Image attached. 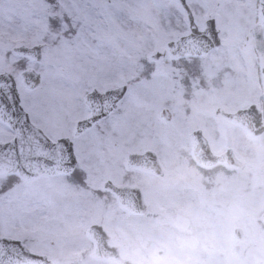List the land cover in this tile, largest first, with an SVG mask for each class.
<instances>
[{
	"label": "rangeland",
	"instance_id": "rangeland-1",
	"mask_svg": "<svg viewBox=\"0 0 264 264\" xmlns=\"http://www.w3.org/2000/svg\"><path fill=\"white\" fill-rule=\"evenodd\" d=\"M161 1L118 0L113 4L107 0L105 4L87 0L85 4L82 0V9L93 20L105 21L99 34L103 46L98 48L100 41L89 37L91 46L58 41L60 55L43 49L44 89L26 93L25 103L49 136L70 134L74 121L88 115L83 104L87 91L129 82L119 109L77 141L80 165L89 174L85 186L77 189L61 178L40 176L20 181L17 190L0 200V234L46 254L50 264H121L123 259L137 264H234L225 242L237 240L232 234L234 225L244 228L245 243L264 238L256 224L263 201L256 193L240 199L239 211L234 212L225 207L221 191H210L204 177L187 167L191 142L187 133L192 128L202 129L214 151L234 145L242 135L224 120L206 117L213 110L210 114V105L202 100L193 109L195 115L183 119L188 111L179 107L180 70L169 61L150 58L175 34L173 24L162 23ZM46 4L47 0H0V70L11 62L14 45L47 42L45 48H53V29L46 28L51 9ZM148 62L158 67L150 79L138 78ZM166 104L175 112L169 122L158 116ZM7 133L0 128V137ZM145 146L157 148L165 164L161 184L143 172L135 179L143 198L153 206L134 215L107 196L97 197L94 189L105 178L119 185L128 183L127 153ZM94 222L108 234L118 259L91 256L94 245L85 229ZM253 251L254 257L248 260L264 264L262 247Z\"/></svg>",
	"mask_w": 264,
	"mask_h": 264
},
{
	"label": "flooded vegetation",
	"instance_id": "flooded-vegetation-1",
	"mask_svg": "<svg viewBox=\"0 0 264 264\" xmlns=\"http://www.w3.org/2000/svg\"><path fill=\"white\" fill-rule=\"evenodd\" d=\"M186 3L188 11L180 0L161 1L160 16L163 20L162 23L163 25H166L167 22L173 24L175 34L168 38L165 46L150 54V58L155 61L158 59L169 61L170 66L180 70L181 74L178 76L180 81L177 87L181 90L178 99L181 101L179 107L184 112L188 111L186 115H183L184 120L189 116L193 117L195 115L193 109L196 107L197 102L202 100L210 105V108L207 109L208 112L213 110L212 114L209 112L211 115H206V117H218L241 133L242 138L240 140H237L234 145H227L222 151H214L208 141L210 150L214 154L220 155L229 149L230 154L225 156L226 158L223 162H217L205 167L200 165L193 157V138L190 135L194 130L200 129L202 131V129L200 127L192 128L187 133L191 140L190 144H188V153H186L187 167H194L195 170L193 171L204 177L206 186L210 191L213 189L221 191L219 195L224 204H226L225 207L232 209L234 212L239 211L240 199L246 200L252 192L256 193L260 197L261 202L263 201L259 209L261 216L256 220L261 235L264 231V0H186ZM54 31L55 29H53ZM188 34L192 35V44L195 51L192 55L177 56L176 50L172 51L168 48V43L177 41ZM40 43L43 44V49L49 50L50 55H60V48H45L46 45L49 46L48 43ZM54 44H58V41H54ZM10 60L11 62L7 63L6 68L0 70V72L5 71L12 74L16 89L19 91L20 96L25 98V94L29 92L30 87L22 83L20 69L25 67L26 70H34L42 76V54L38 60H35L27 55L14 53ZM163 66L161 65V67ZM157 67L158 65L155 63H145L144 71L138 78L142 76L150 79V73L156 70ZM121 85H125L124 93L115 102L112 111L78 134H75L76 122L90 115V110L84 102L85 94L90 90L83 97V104L87 109L88 115L74 121L70 134L64 133L52 137L47 135L46 130L42 126L35 123L50 139L58 140L66 137L71 142H75L76 150H78V139L87 136V133L92 132L114 110L119 109L120 101L128 92L129 82L110 87L114 88ZM32 89L35 91L34 87ZM163 109H168L171 113L169 120L161 118ZM239 109H247V119L250 122H255V127L251 131L245 124L232 121L222 113V111L235 112ZM174 115L175 112L170 104L163 105L158 110V116L166 122L173 119ZM0 128H4L8 132L5 136L0 137V140L9 141L13 138L14 133L8 126L3 123ZM245 139H247V142ZM148 150H152L155 153L159 171L154 172L139 165L127 164L129 154H143ZM75 158L77 159V163L74 166V170L77 173L76 178L71 175L72 171L67 174L43 176L52 180L61 178L66 183L73 184L77 189H80L81 185L85 186L84 181L89 174L87 170L81 167L77 151ZM124 164L128 177L127 184L119 185L111 179L105 178L96 185L97 188L94 189V193L97 197L103 198L107 196L108 199L115 201L119 207H122L114 192L105 185V182L110 181L114 186L137 188L141 194L143 203L142 214H144L148 206L152 207L153 203L143 198L141 188L135 184V179H137L136 177L140 172H143L158 179L157 185L161 184L160 177L165 172V164L160 158L157 148L150 146L129 151ZM231 177L232 179H230ZM10 178L8 176L0 178V185L6 184L7 179ZM32 179L21 177L20 181H30ZM2 198L3 196H0V200ZM252 207L254 206L252 205ZM129 212L134 215H142ZM236 228L241 229V236H238L235 232ZM232 234L237 238L236 241L230 243V240L225 239V242L227 241L226 250L228 251V257L233 254L235 257L234 264H254L248 258L254 257L252 254L254 248L262 247L264 252V238L245 243L246 232L242 226L237 224L232 227ZM0 236L6 235L0 234ZM207 246L210 247L209 245ZM161 253L162 251L159 250L158 254Z\"/></svg>",
	"mask_w": 264,
	"mask_h": 264
},
{
	"label": "water",
	"instance_id": "water-1",
	"mask_svg": "<svg viewBox=\"0 0 264 264\" xmlns=\"http://www.w3.org/2000/svg\"><path fill=\"white\" fill-rule=\"evenodd\" d=\"M188 11V5L186 0H180ZM193 38L191 34L184 36L177 41H171L168 43V48L172 51L176 50L177 56L192 55L194 50ZM42 43H36L32 45L18 44L11 47L12 51L17 54L27 55L35 60H38L41 56V52L37 51L36 45H41ZM43 45V44H42ZM206 48V47H205ZM37 72L34 70H26L24 76L22 77V83L30 88L34 87V77L37 76ZM125 90V85H121L114 88H109L103 92L98 91L93 88L85 94V105L90 110V115L86 118L80 119L75 124V134L82 132L83 130L90 127L99 118L108 115L117 100L123 95ZM17 91L15 86V81L12 74L8 72H0V115L4 116V124L8 126L16 136L15 128L27 127L17 123L16 119L22 116L20 109H13V102L17 101V96L15 92ZM11 97V100H9ZM247 109H239L235 112H225L222 111L224 116L228 119L236 122H241L251 131L254 128L255 122H250L246 117ZM161 118L164 120H169L171 118V113L168 109H163L161 111ZM31 131V129H30ZM37 136L48 137L42 130V132L36 133ZM193 138L192 144V154L194 159L202 166H210L217 162H223L225 156L230 154V149L220 155L214 154L209 147L207 138L203 135L200 129L194 130L191 134ZM13 136V138H14ZM12 138V139H13ZM49 138V137H48ZM66 138V137H63ZM11 139V140H12ZM68 142H71L66 138ZM9 140V141H11ZM60 140V138L58 139ZM63 143V140H60ZM46 148L51 147V145L46 144L43 140ZM62 155L60 156L61 161H66L71 158L68 157L67 151L64 149L60 150ZM35 154V153H33ZM127 164L139 165L145 169H150L154 172L159 171V166L155 153L152 150H148L143 154H129L127 158ZM47 167V162H41L38 166H34L32 171L26 173L27 179L38 178L43 175H59L67 174L73 169L68 164L63 162L59 164H52L50 170H45ZM24 178V176H22ZM116 195L119 204L135 213H143V203L141 199V194L137 188H131L126 186H114L110 181L105 182ZM235 232L238 236H241V229L236 228ZM85 234L92 240L94 244V249L91 253L93 258H104V259H118L119 253L117 249L108 243V234L103 229L102 225L99 223H93L88 226L85 230ZM51 260L46 254H41L30 250L20 239L12 238L9 236H0V264H50ZM121 264H137L129 259H123Z\"/></svg>",
	"mask_w": 264,
	"mask_h": 264
},
{
	"label": "snow or ice",
	"instance_id": "snow-or-ice-1",
	"mask_svg": "<svg viewBox=\"0 0 264 264\" xmlns=\"http://www.w3.org/2000/svg\"><path fill=\"white\" fill-rule=\"evenodd\" d=\"M86 4L87 0H83ZM105 3L107 0H101ZM118 0H113L116 4ZM95 3V0H93ZM82 0H47L46 7L51 9L46 18V28L55 29L52 33V40L59 41L62 45L82 42L90 45L91 40L100 41L97 47H102L103 43L100 38V33L103 32L102 25L104 20H93L86 11L81 7ZM37 51L41 52L43 58V45H36ZM54 48L58 45L54 44ZM25 67H21V76H24ZM34 88L36 92L44 89V78L37 74L34 77ZM31 94L33 89L29 88ZM17 101L13 102V109L18 108L22 116L13 119L17 123L26 125L27 127L15 128L16 136L11 141L0 140V178L5 176L11 177L7 179L6 184L0 185V196L9 195L19 188V182L22 176L27 179L26 173L32 171L34 166H38L41 162H47L46 171L50 170L52 164L61 162L72 167L71 175L76 178L77 173L74 166L77 163L76 145L75 142H68L66 138L53 140L48 137L37 136L36 133L42 132V129L35 123V116L28 110L25 103V98L20 96L19 91L15 92ZM11 100V97H9ZM35 107H39L38 102H34ZM4 123V116L0 115V125ZM31 129V131H30ZM43 140L51 147L46 148ZM61 149L67 151L69 160L61 161ZM35 153V154H33Z\"/></svg>",
	"mask_w": 264,
	"mask_h": 264
}]
</instances>
